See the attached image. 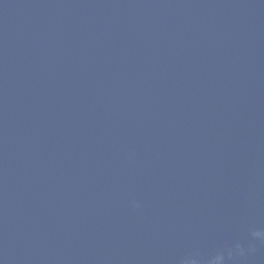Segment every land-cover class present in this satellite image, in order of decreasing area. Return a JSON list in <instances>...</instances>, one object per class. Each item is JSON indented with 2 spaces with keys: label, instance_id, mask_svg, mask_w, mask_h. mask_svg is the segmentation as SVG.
I'll return each instance as SVG.
<instances>
[{
  "label": "water",
  "instance_id": "1",
  "mask_svg": "<svg viewBox=\"0 0 264 264\" xmlns=\"http://www.w3.org/2000/svg\"><path fill=\"white\" fill-rule=\"evenodd\" d=\"M253 231L264 0H0V264H264Z\"/></svg>",
  "mask_w": 264,
  "mask_h": 264
},
{
  "label": "clouds",
  "instance_id": "2",
  "mask_svg": "<svg viewBox=\"0 0 264 264\" xmlns=\"http://www.w3.org/2000/svg\"><path fill=\"white\" fill-rule=\"evenodd\" d=\"M132 206L137 209L141 207L140 203L137 201H133ZM252 237L254 239H259L261 241H264V231H253ZM254 250H255L254 246H250L249 251H254ZM226 252H227V256L225 254V251L217 252L213 257H211L207 261V264H226V259H230L234 255L238 254L243 256L245 254V249L241 245L237 244L235 248L227 249ZM182 264H200V261L194 257H188L184 259Z\"/></svg>",
  "mask_w": 264,
  "mask_h": 264
}]
</instances>
